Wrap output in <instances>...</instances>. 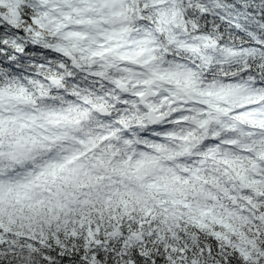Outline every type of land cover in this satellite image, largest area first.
Returning <instances> with one entry per match:
<instances>
[{"label": "snow or ice", "instance_id": "6c2138e0", "mask_svg": "<svg viewBox=\"0 0 264 264\" xmlns=\"http://www.w3.org/2000/svg\"><path fill=\"white\" fill-rule=\"evenodd\" d=\"M0 264H264V0H0Z\"/></svg>", "mask_w": 264, "mask_h": 264}]
</instances>
